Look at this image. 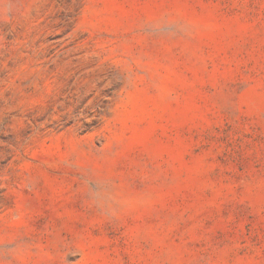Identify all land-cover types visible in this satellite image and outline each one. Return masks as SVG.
Instances as JSON below:
<instances>
[{"label": "rangeland", "instance_id": "obj_1", "mask_svg": "<svg viewBox=\"0 0 264 264\" xmlns=\"http://www.w3.org/2000/svg\"><path fill=\"white\" fill-rule=\"evenodd\" d=\"M0 264H264V0H0Z\"/></svg>", "mask_w": 264, "mask_h": 264}]
</instances>
